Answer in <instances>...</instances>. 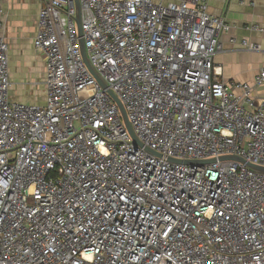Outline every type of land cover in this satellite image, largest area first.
<instances>
[{
  "label": "built area",
  "instance_id": "obj_1",
  "mask_svg": "<svg viewBox=\"0 0 264 264\" xmlns=\"http://www.w3.org/2000/svg\"><path fill=\"white\" fill-rule=\"evenodd\" d=\"M38 1L43 105L9 98L0 34V264H264V173L246 166L264 167V46L209 0H78L94 75L72 0ZM223 37L263 55L252 84L214 67Z\"/></svg>",
  "mask_w": 264,
  "mask_h": 264
},
{
  "label": "crops",
  "instance_id": "obj_2",
  "mask_svg": "<svg viewBox=\"0 0 264 264\" xmlns=\"http://www.w3.org/2000/svg\"><path fill=\"white\" fill-rule=\"evenodd\" d=\"M30 6L29 13L25 17L21 12L23 8ZM208 10L211 15L222 16L231 26L230 35L237 40L247 39L249 42L264 46V34L257 31L247 30V27H259L264 29V0H209ZM20 8V13L16 9ZM40 8L38 0H10V6L4 8L0 2V25L3 29L0 34L3 35L8 44V63H12L14 68L8 74L11 87L9 98H13L12 80L23 76L22 85L25 86L18 92L16 98L21 96L26 99L27 85H33L44 81L45 63L41 55H38L39 64L34 66L32 58L27 55L33 50V39L36 32L37 16ZM225 51L219 53L214 58V67L222 75L223 80H235L252 84L253 78L263 64V55L261 53H251L233 49L227 37L222 38ZM35 52V51H34ZM8 72V64H7ZM35 77L38 79L33 80ZM34 81V83H32ZM21 85V84H20ZM35 86V85H34ZM34 86H30L34 88ZM38 88V87H37ZM44 88V85H43ZM23 90V91H22ZM43 103L45 102V88L43 91ZM264 86L256 90V95L264 97ZM20 102V101H16ZM22 103V102H21Z\"/></svg>",
  "mask_w": 264,
  "mask_h": 264
},
{
  "label": "rangeland",
  "instance_id": "obj_3",
  "mask_svg": "<svg viewBox=\"0 0 264 264\" xmlns=\"http://www.w3.org/2000/svg\"><path fill=\"white\" fill-rule=\"evenodd\" d=\"M1 4L4 6V8H7L8 6H10V0H0ZM29 8L30 6H26V8H23V12H21V14H23L25 17L27 16V14L29 13ZM16 13H20V8H17L16 9ZM38 53L34 52V51H29L27 53V55L29 57L32 58V62L34 64L35 67L38 66L39 64V58H38ZM12 67L14 68L13 64L11 63H8V74H9V77L10 76V72L12 70ZM35 79H38L37 77H35L33 80L35 81ZM223 79V78H222ZM34 81L32 83H34ZM12 83H17L18 85H14L13 84V90H12V95H13V98L16 100V101H20L22 103H26V104H31V105H42L43 103V91H44V88H43V85H42V81L40 83H36V84H33V85H30V86H34V88H31L29 85H27L26 87H28V89L26 90V99H22L21 96L19 98H16L17 95H18V92L21 91V89L25 88V86L22 85L23 82V76L22 77H18L16 80H12ZM21 84V85H20ZM38 87V88H37ZM22 90V91H23ZM264 93V92H263Z\"/></svg>",
  "mask_w": 264,
  "mask_h": 264
},
{
  "label": "water",
  "instance_id": "obj_4",
  "mask_svg": "<svg viewBox=\"0 0 264 264\" xmlns=\"http://www.w3.org/2000/svg\"><path fill=\"white\" fill-rule=\"evenodd\" d=\"M72 5L75 7L76 9V18H75V22H76V25H77V32H78V36L80 38L79 40V47H80V51H81V55H82V59L83 61L85 62V64L88 66V68L92 71V69L90 68L89 64H88V60H87V57H86V53H85V48H84V43H83V40L81 39L82 37V32H81V24H80V5H79V1L78 0H72ZM92 73L95 75V73L92 71ZM98 81L101 83V85L103 87H105V85L102 83V81L98 78ZM108 94L111 96V98L114 100V102L116 103V105L118 106V109L120 111V114H121V117H122V120H123V124L126 128V130L128 131V133L131 135V137L133 138L134 142L136 144L139 145V142L137 141L134 133H133V130L128 122V119L126 117V114H125V111H124V108L121 104V102L117 99L116 96H114L111 92H108ZM220 161H227V160H231V161H236V162H240V163H244V161L238 157H235V156H227V157H221L219 159ZM214 162V160H206V161H197V162H188L189 164H199V165H202V164H208V163H212ZM187 163V162H186ZM246 166L256 172H259V173H264V167H260V166H255V165H252V164H248L246 163Z\"/></svg>",
  "mask_w": 264,
  "mask_h": 264
}]
</instances>
